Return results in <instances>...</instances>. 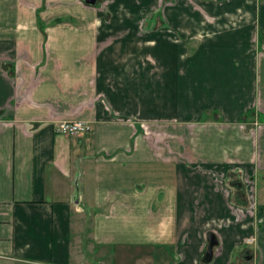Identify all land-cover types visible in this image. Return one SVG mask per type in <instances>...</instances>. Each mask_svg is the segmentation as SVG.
I'll list each match as a JSON object with an SVG mask.
<instances>
[{"label": "crops", "instance_id": "1", "mask_svg": "<svg viewBox=\"0 0 264 264\" xmlns=\"http://www.w3.org/2000/svg\"><path fill=\"white\" fill-rule=\"evenodd\" d=\"M96 1L0 0V264H264V0Z\"/></svg>", "mask_w": 264, "mask_h": 264}, {"label": "rangeland", "instance_id": "2", "mask_svg": "<svg viewBox=\"0 0 264 264\" xmlns=\"http://www.w3.org/2000/svg\"><path fill=\"white\" fill-rule=\"evenodd\" d=\"M173 0H154V2L149 6V10H150V12L151 11H153V10H158L162 5L164 6V5H166L167 3L168 4H170L171 2H172ZM103 2H105V1H102L101 3H99L98 1H95V3L94 4H96V3H98V4H96V7H101V8H103L102 6V4H103ZM172 4V3H171ZM145 8V9H144ZM141 9V11H143V10H145V11H147L148 9L146 8V7H143V9L142 8H140ZM146 18H147V16H143V17H141V18H139L138 20H137V22H136V24H137V26H138V29H139V31L137 32V35H142L143 34V32H142V30H145L144 28V26H145V24H148V25H150V22H146ZM147 25V26H148ZM145 126V129H143L142 127L140 128L141 129V132L143 133V134H146V135H149V132H147L146 133V131H149V130H153L154 132L153 133H151V135H155V136H160V132H159V127H157V128H154V127H152V126H148L147 124L146 125H144ZM154 126V125H153ZM154 128V129H153ZM145 132V133H144ZM93 259V258H92ZM140 261L142 262L143 260H144V256L142 255L141 257H140ZM109 260H115V262H116V264H135V262H138V264L140 263V261L139 260H135V258H134V256H132L131 255V257L128 255V254H125V253H123L122 251H116L115 250V252L114 253H110V256L108 257V261ZM144 262V261H143Z\"/></svg>", "mask_w": 264, "mask_h": 264}, {"label": "built area", "instance_id": "3", "mask_svg": "<svg viewBox=\"0 0 264 264\" xmlns=\"http://www.w3.org/2000/svg\"><path fill=\"white\" fill-rule=\"evenodd\" d=\"M85 4V3H84ZM88 5V4H87ZM51 120L55 118L53 116L49 117ZM55 130L59 134H64L67 136H80L91 132V126L89 122L85 120L69 119V120H55ZM140 126L145 129V127L140 124Z\"/></svg>", "mask_w": 264, "mask_h": 264}, {"label": "water", "instance_id": "4", "mask_svg": "<svg viewBox=\"0 0 264 264\" xmlns=\"http://www.w3.org/2000/svg\"><path fill=\"white\" fill-rule=\"evenodd\" d=\"M85 4L94 5L96 0H82ZM207 245L204 251L201 253L200 260L201 262H209L212 257V249L217 245V239L212 232L207 233L206 235Z\"/></svg>", "mask_w": 264, "mask_h": 264}, {"label": "flooded vegetation", "instance_id": "5", "mask_svg": "<svg viewBox=\"0 0 264 264\" xmlns=\"http://www.w3.org/2000/svg\"><path fill=\"white\" fill-rule=\"evenodd\" d=\"M215 235V234H214ZM216 237V236H215Z\"/></svg>", "mask_w": 264, "mask_h": 264}]
</instances>
